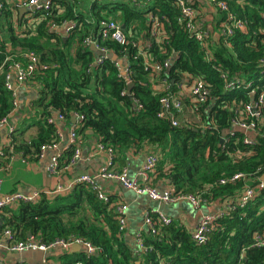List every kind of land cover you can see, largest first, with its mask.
<instances>
[{
  "label": "trees",
  "instance_id": "trees-1",
  "mask_svg": "<svg viewBox=\"0 0 264 264\" xmlns=\"http://www.w3.org/2000/svg\"><path fill=\"white\" fill-rule=\"evenodd\" d=\"M149 1V5L143 7L132 0L100 6L90 5L89 0H73V3L53 0V21L58 25L66 20L76 24L65 41L46 30L45 20L39 21L34 31L16 34L9 8H4L0 16L3 51L8 46L13 52L31 50L42 62L57 65L54 70L37 76L40 90L33 101L38 115L37 134L26 142L21 138L22 134L13 133L10 135L11 146L23 155L33 149L31 154L37 157L42 145L59 140L55 125L48 123L50 112L59 113L70 122L73 115H78L82 120L77 133L87 138L91 131V135L112 148L119 169L129 153L151 148L152 152L147 155L154 154L160 159L153 177L168 180L174 193L199 195L205 204L233 198L240 194L244 185L253 186L258 183L256 179L264 175V135L257 137L255 145L246 146L243 144L246 134L233 130L234 110L230 101L248 103L252 97L242 88L233 92L224 90L218 70L252 82L254 88L264 86V64L260 65L264 59V35L259 33L264 31L261 14L264 0H217L225 2L237 18L247 21L248 33L237 31L229 36L230 47L208 38L210 60L194 37L177 22L179 13L170 0ZM194 5L203 9L201 4ZM148 11H153L163 23L166 39L150 36L146 27ZM213 11L218 18L209 28L217 31L226 14ZM87 17L95 23L87 22ZM101 19L119 20L125 26L128 41L136 42L140 31L146 30L148 42L141 50L143 55L136 58L138 50L129 43H101L117 58L125 57V67L133 84L130 91L124 78L119 76L114 61L106 59L101 65H94L96 53L81 46L86 36L93 37L98 33L97 23ZM135 23L141 30L136 29ZM5 53L0 54V65ZM169 60H172L170 67H164L155 76L161 85L165 84L161 80H166L169 93L178 91L176 85L183 77H199L208 83L214 99L199 106L198 113L192 111V120L179 116L177 126H172L169 117H159L160 99L165 92L151 88L150 71L145 68L146 63L164 65ZM12 101L13 94L4 86L2 71L0 119L13 111ZM185 101L189 106V99ZM73 152L69 147L61 154V169L69 164ZM236 173L244 174L247 180L220 183ZM114 200L111 197V201ZM7 211L11 215L1 222L0 230H11L19 241L25 240L29 233L46 245L56 239L74 236L96 249L92 256L72 250L61 252L56 259L58 264H158L161 259L166 264H264V249L249 247L253 234L264 233V189L243 208H236L216 220L206 242L201 245L192 240L191 230L180 221L171 220L162 225L155 215H151L158 235L143 232V245L147 251L141 253L133 251L119 233L114 207L99 200L96 193L84 185L76 186L67 195L43 197L37 203L21 204L15 210ZM241 250L244 251L242 259Z\"/></svg>",
  "mask_w": 264,
  "mask_h": 264
},
{
  "label": "built area",
  "instance_id": "built-area-1",
  "mask_svg": "<svg viewBox=\"0 0 264 264\" xmlns=\"http://www.w3.org/2000/svg\"><path fill=\"white\" fill-rule=\"evenodd\" d=\"M73 3V0H70ZM124 0H89L90 5H103L105 3H117L123 2ZM135 4L139 6L146 7L149 5V0H132ZM172 6L178 11L179 16L177 22L182 25V27L187 31L194 39L199 43L201 48L204 50L207 59L210 60L211 54L208 49V41L212 37L215 41L222 42L226 47H230L227 38L235 34V32H240L242 34L248 33V24L246 20H241L236 17L235 14L229 11L228 5L223 1L217 0H206V3L213 10H217L220 13H225L226 18L219 22L218 30L213 31L211 28L200 24L201 19L199 16L202 15L203 9H199L194 5L191 0H170ZM5 7L9 8L10 14L13 17L15 24V33L28 32L35 30L38 27L39 21H46L45 28L50 33L57 34L62 40H67L76 28V24L73 21L66 20L63 21L61 25L56 24L53 21V0H0V16L3 13ZM24 9L25 13L19 17V10ZM264 17V12L261 13ZM90 16V15H89ZM147 22L149 23V34L151 37H159L160 39H166L165 29L163 23L157 19V15L153 11H148ZM88 18V17H87ZM87 22L95 23V20L90 18L86 19ZM200 25V26H199ZM97 28H99L98 33L95 36H86L82 42L81 46L83 48H90L93 45L95 48L96 57L93 62L94 65H101L104 60L111 59L118 66L119 76L123 77L125 83L130 84V79L128 77V72L125 67L126 59L117 58L111 50H108L105 46H101V43L107 41H113L120 45H127L128 43L135 47L138 52L135 56L138 57L143 55L139 49L138 42L128 41L125 37V31L121 24L114 19H101L97 23ZM163 33V35L161 34ZM259 33L264 35V31ZM264 42V41H263ZM6 54L3 64L0 65V73H4V86L7 90L11 91L13 94V106L17 107V90L27 89L36 90L40 88V83L37 82V76H43L47 71L54 70L57 68L56 64L42 62L38 54L34 51H20L13 52L11 47H6L3 51L1 48L0 39V54ZM172 60L164 63V65H157L153 63H146V70H149L151 77L156 76L163 71L164 67L169 68L172 64ZM9 62V63H8ZM7 63V64H6ZM264 64V59L260 61V65ZM218 68V67H217ZM220 72L219 76L223 81L224 90L233 92L238 89L247 90L249 96L252 97L250 102H241L235 99L230 101V106L234 110V117L231 119L232 128L235 131H241L246 136L243 138V144L246 146H253L257 142V137L261 134L264 135V86L262 88H254L252 82H248L238 76L230 75L229 72L224 70H218ZM163 91L164 96L160 99L161 108L159 111V117H169L172 126H177L179 123V116H183L185 111L190 114L192 111L198 113L199 106L203 107L204 104H208L214 101L208 90V83L202 78H191L183 77L179 84L176 85L178 91L176 93H169L168 84L166 80ZM16 86V90L13 86ZM259 90V91H258ZM258 91V92H257ZM186 99H189V106L186 103ZM135 106V105H134ZM207 107V106H206ZM206 110V108H205ZM12 113V112H11ZM10 113V115H11ZM55 113V118L57 120H66L63 115ZM178 114V117L175 116ZM4 117L0 119V130L5 129L9 138L10 135L14 133V126L10 124L9 117ZM75 124L69 130V147H72L74 152L69 164L63 169L60 168V157L61 152L58 149V142H53L51 144L42 145L39 149L37 157L42 158L47 151H53V155L49 160V165L47 167V172L51 175H59L60 173L67 172L81 158V149L83 145L84 138L77 133V127L82 117L74 115ZM48 123L55 125L56 121L53 118L48 119ZM208 128V127H207ZM56 134L60 139V131L56 128ZM3 155V151H0V156ZM102 156L103 164L98 168L95 174H81L75 177L71 182L64 186H57L50 191H44L43 193L34 192L31 194L22 193H11L2 194L3 180L0 177V224L2 221V214L4 209L17 207L21 204H34L41 200V198H52L55 196H64L69 193L78 185H84L90 188L96 193L99 200L106 204H110L114 207V211L117 216L118 231L120 234H124L127 229V205L116 198L111 201L110 194L103 191L101 186L98 184L99 179H105L110 181H116L124 190H131L134 194L147 195L153 201H161L168 204H174L181 201H187L191 204L194 209H199L205 205V200L199 195L193 194H177L174 193L171 188L160 192L153 186V175L159 164V157L154 154H148L134 179H129L127 177V170L125 168L119 169L116 166V154L112 148L105 146L100 138H97L93 147L91 148V158ZM264 176V175H263ZM262 176V177H263ZM262 177L256 179V184L253 186L244 185L242 191L237 196L233 198L221 201V209L212 214H208L200 217L196 227L191 230V238L197 244H204L207 240V235L209 231L212 230L216 220L222 218L224 215L229 214L232 210L236 208H243L249 202L254 200L262 189H264V180ZM239 180L246 181L247 178L244 174L236 173L230 178L222 179L221 184L234 183ZM151 215L157 217L159 224L167 225L172 219L165 217L164 215L153 212L148 213L144 217V224L147 225L149 233L152 235H158V231L155 228V223L153 222ZM143 229H139L136 232V253L146 252L147 249L143 245ZM73 245H78L82 248L83 252L92 256L96 253L95 247L78 237H68L67 239H56L50 244H43L37 238L33 236L27 237L23 241H19L15 238V234L9 229L0 230V250L10 253H20L24 250L37 249L44 253H50L55 249H59L62 252H70ZM251 248L264 249V233H255L252 237V243L249 246ZM243 252L241 250L240 259L243 258ZM0 264H7L0 259ZM76 264H81L77 262ZM158 264H166L164 260H160ZM240 264V263H239Z\"/></svg>",
  "mask_w": 264,
  "mask_h": 264
},
{
  "label": "crops",
  "instance_id": "crops-1",
  "mask_svg": "<svg viewBox=\"0 0 264 264\" xmlns=\"http://www.w3.org/2000/svg\"><path fill=\"white\" fill-rule=\"evenodd\" d=\"M191 1H194V3L201 4L203 6V13H202L203 17L201 18V22L207 27H211V23L213 24V22L218 18V16H216L215 11H213V8H210L206 4V0H191ZM118 21L119 20H117V22ZM146 24H147L146 27H148L149 23L147 22V19H146ZM135 25H137V23H135ZM121 26L124 25L121 24ZM136 27H137L136 29L141 30L139 29L140 27L138 25ZM123 29H125V26ZM161 34L163 35V33ZM146 38H147L146 30L140 31V34L137 37V42L139 44L140 51L145 47L146 43L148 42ZM149 77L151 78L150 79L151 88L155 91H162L164 85H161L159 83L160 79H158V77L156 78L155 76L153 77L149 76ZM39 90L40 89L27 90L23 88L17 90V107L15 108L14 111H12L9 117L10 124L14 126V134L16 135L22 134L23 136H21V138L26 142L31 141L30 139L35 137L38 131L37 129L38 127H35V122L38 121V115L33 107V101L36 99ZM50 116L51 118H53L54 121H56L55 128H57L60 131L58 149L62 154L63 152H65V150L69 148L68 133L69 130L72 128V125L75 123L67 120H57L55 118L54 111L50 112ZM72 117H74V115ZM88 135L89 136L87 138H84L83 140V145L81 149V158L76 163V165L67 172L60 173L59 175H51L47 172V167L49 165V160L53 155V151L45 152V155L42 158L34 157L31 154L33 152V149H30L27 155H23L22 153H17V151L16 150L14 151L13 147L11 146L10 138L6 130L5 129L0 130V151H3V155L0 156V177L3 180L2 194H11V193L31 194L34 192L43 193L44 191L46 190L50 191L59 185L60 186L66 185L69 182H71L75 177L81 174H89V175L95 174L98 171V168L103 164L104 157L99 156V157L91 158V148L93 147L98 137H96L95 135H91L89 132ZM149 151L152 152V149L146 148L138 153H133V152L129 153L128 158L125 162L127 166L123 165L122 168H125L127 172L131 168L132 173L137 176V173L143 164L142 162L139 163V160H141L140 154L143 155L145 154L144 156H146ZM116 166L118 167L117 164ZM98 184L99 186H101V188L105 193L110 194L111 196H113L114 199L118 198L119 200L124 202L129 208V204L125 200L126 190H124L116 181L99 179ZM152 184L160 192H163L171 187L169 181L166 179L157 180L153 178ZM177 204L178 205L176 207L178 209V214H179L178 221L183 223V225H185V227H187L189 230H193L196 227V224L200 219V217L219 211L222 205L220 202L205 204V207L208 210L207 214H203L201 208H199V209H194L197 210V214L195 216H192L187 212L185 208H183V205L180 204V202H178ZM139 207L143 210L144 217L149 212L150 213L156 212V211H151L149 205L145 202H142L139 205ZM16 208L17 207L4 209L1 222H3L4 219H7L11 215V213H9L7 209L15 210ZM164 216L172 220H175L170 216H166V215ZM129 226L130 223L128 222V218H127V229L126 232L123 234V238L126 244L134 251L135 249H133L125 239V234L128 232ZM140 229H142V226L140 227ZM136 232L134 233V237L136 235ZM61 252H62L61 250L55 249L50 253L47 254L45 253L44 258L41 261H35L34 264H58L56 259ZM49 254L50 256L48 258ZM32 258L36 259L34 257ZM0 259L6 262L7 264H29L27 259H18V258H14L10 262H7L5 252L3 250H0Z\"/></svg>",
  "mask_w": 264,
  "mask_h": 264
},
{
  "label": "rangeland",
  "instance_id": "rangeland-1",
  "mask_svg": "<svg viewBox=\"0 0 264 264\" xmlns=\"http://www.w3.org/2000/svg\"><path fill=\"white\" fill-rule=\"evenodd\" d=\"M183 116L190 118V120L194 119V117L191 116L188 111H185V114ZM144 155L140 154L141 160H139V163L140 162L143 163V161L145 160L144 158L146 156ZM124 166H127V164L125 163ZM127 177L129 179H134L136 177V175L132 173L131 168L127 172ZM125 200L129 204V208L127 210V218H128V222L130 223L128 232L125 234V239L135 250L137 245H136V238L134 237V233L137 230H139L141 226L144 231H148L147 225L144 224V212L139 207V205L142 202L147 203L151 211L162 213L166 216H170L174 218L175 220L179 219L178 209L176 207L178 205L177 203L168 204L161 201H153L147 195L138 196L134 194V192H132L131 190H127L125 192ZM180 204L183 205V208H185L190 215L195 216L197 214V210H194L191 204L188 203L187 201H181ZM201 211L203 214H207L208 210L205 207V205L201 207ZM5 256L7 262H10L14 258H18V259H27L29 264H34L35 261H41L44 258L45 253L37 249L35 250L29 249V250H24L20 253L5 252ZM32 257L36 259H33Z\"/></svg>",
  "mask_w": 264,
  "mask_h": 264
},
{
  "label": "water",
  "instance_id": "water-1",
  "mask_svg": "<svg viewBox=\"0 0 264 264\" xmlns=\"http://www.w3.org/2000/svg\"><path fill=\"white\" fill-rule=\"evenodd\" d=\"M24 13H25V10H24V9H20V10H19V17H21ZM122 27L124 28V26H122ZM91 50H92V51H95V48H94L93 45L91 46ZM111 59L114 60L115 58H114V57H111ZM171 62H172V61H171ZM132 87H133V84H132V83L128 84V85H127V89H128V91H130ZM13 89L16 90V86H15V85L13 86ZM72 122H75V119L72 118ZM89 133L92 134L91 131H90ZM220 141L222 142V140H220ZM262 180H264V176L262 177ZM29 236H31L30 233L28 234V237H29ZM71 250L74 251V252H83L82 248H81L80 246H78V245H73L72 248H71ZM46 254H47V253H46ZM49 256H50V254L48 255V258H49Z\"/></svg>",
  "mask_w": 264,
  "mask_h": 264
}]
</instances>
